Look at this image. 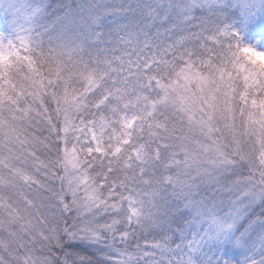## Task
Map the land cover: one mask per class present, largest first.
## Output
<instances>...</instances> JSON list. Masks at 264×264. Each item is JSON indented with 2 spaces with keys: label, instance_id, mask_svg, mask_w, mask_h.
I'll use <instances>...</instances> for the list:
<instances>
[{
  "label": "snow or ice",
  "instance_id": "1",
  "mask_svg": "<svg viewBox=\"0 0 264 264\" xmlns=\"http://www.w3.org/2000/svg\"><path fill=\"white\" fill-rule=\"evenodd\" d=\"M0 264H264V0H0Z\"/></svg>",
  "mask_w": 264,
  "mask_h": 264
},
{
  "label": "clouds",
  "instance_id": "2",
  "mask_svg": "<svg viewBox=\"0 0 264 264\" xmlns=\"http://www.w3.org/2000/svg\"><path fill=\"white\" fill-rule=\"evenodd\" d=\"M253 43H256V41H253ZM195 227H196L197 230H200L201 224L198 223V224L195 225ZM202 227L205 230H209V231H211V229H212V226H210L208 223H203Z\"/></svg>",
  "mask_w": 264,
  "mask_h": 264
}]
</instances>
